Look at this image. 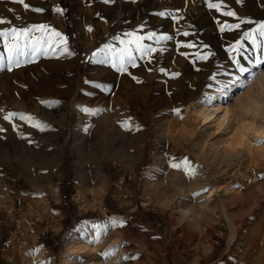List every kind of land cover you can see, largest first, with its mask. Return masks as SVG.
<instances>
[{
  "label": "rangeland",
  "instance_id": "374dc122",
  "mask_svg": "<svg viewBox=\"0 0 264 264\" xmlns=\"http://www.w3.org/2000/svg\"><path fill=\"white\" fill-rule=\"evenodd\" d=\"M263 1H232L227 24L245 23L222 32L226 0H25L28 10L0 0V19L11 21L0 29L45 24L72 53L22 56L20 67L0 71V264H233L252 250L264 264V132L241 140V121L252 117L237 116L264 73V45L243 39L264 23L256 13ZM126 33L173 39L143 40L157 50L151 61L136 54L137 67L118 72L112 52L101 50L123 48ZM0 55H8L3 38ZM236 82L221 103L229 114L205 120V96ZM7 112L30 115L44 130L18 118L13 130ZM186 157L194 177L171 167ZM113 218L125 226H110ZM95 224L109 227L91 243ZM86 231L91 249L68 250V238Z\"/></svg>",
  "mask_w": 264,
  "mask_h": 264
},
{
  "label": "snow or ice",
  "instance_id": "6c2138e0",
  "mask_svg": "<svg viewBox=\"0 0 264 264\" xmlns=\"http://www.w3.org/2000/svg\"><path fill=\"white\" fill-rule=\"evenodd\" d=\"M14 2L20 3L23 5L25 10L29 9V4L25 3V0H14ZM105 3H108L109 0H104ZM208 8L210 9H216L217 11H220L223 7L222 3H208ZM34 12L40 13L43 12V8L41 7H33L31 9ZM57 13L63 12V10L59 7L55 9ZM224 16L228 17H235L236 13L233 11H224L222 13ZM160 15H164V13H160ZM241 23H245L244 21H241L240 23L229 25L225 23L221 28L220 31L232 30L233 28H239ZM250 23V22H249ZM11 24V21H6L4 19H0V25H6ZM91 31V29H89ZM40 33L39 36H34L33 33ZM184 36H187V32L181 33ZM257 34L259 37L264 38V23H260L257 25L255 29L249 32H245L243 39L250 40L253 45H264V40L259 41L257 39ZM128 37H132L131 39H128L127 41H121L122 44L125 46L118 51L113 49L111 46H106L105 49H102V52H112V59L111 63L114 68L117 69L118 72H127L128 67L131 66L133 68L137 67V55L139 54L140 59L148 58L149 62L151 61L152 54L156 52V48L152 47L151 45H145L142 43L143 40H155V43L159 44L161 41H170L173 39L172 36L169 35H162L157 37L155 33H149L146 37L145 36H137L135 33H126L125 34ZM0 38H3L5 43V48L7 50V57H4L3 55H0V71L7 70L12 71L13 67H20L21 66V59L20 57H24V62H31L36 58L37 55L43 54L47 55L49 52L55 53L57 50L60 51V54H68L72 55V53L67 48V38L62 36V34L55 29H50L48 25L40 24V25H32V26H25V27H5L3 29H0ZM11 41V42H9ZM133 45L135 47H133ZM62 46V47H61ZM178 47H188L192 48L194 47L193 44H178ZM241 47L239 41L236 45L233 46L234 51H239V48ZM163 49H161L162 51ZM99 53H93V57L98 56ZM202 60H207L208 55H202L199 56ZM106 62V61H104ZM238 65V61H236ZM151 71V69H148ZM159 71L164 74H168L166 72V69L160 68ZM240 72H244L245 69L243 67L239 68ZM173 77L178 76L179 73H172ZM135 79V77H133ZM84 111L88 112L90 110L85 109ZM177 113H179V109L175 110ZM4 112L3 109H0V113ZM14 118H18L20 121H24L26 123H30L32 127H37L41 131L44 130V126H42L39 122H33L34 118L30 115H25L22 113H15V112H7V114L3 115V120L7 121L12 124L13 130H16L17 125L13 123ZM129 122L125 121L124 126L128 127ZM7 131L5 128H0V132ZM171 167L174 169H183L185 174L189 177H194L196 175L195 167L191 165V162L186 157L182 163H173L171 164ZM205 191H208V189H205ZM196 195H199V193H196ZM110 226L112 227H123L125 226V222L116 219H112L110 221ZM92 227L95 229L96 235L95 238L90 241L91 243H98L101 235L107 231L109 225H99L95 224L92 225ZM38 251V249L36 250ZM114 250H109L107 252L102 253L103 256L107 257L113 254ZM125 260L127 259H136V257H124Z\"/></svg>",
  "mask_w": 264,
  "mask_h": 264
},
{
  "label": "bare ground",
  "instance_id": "6f19581e",
  "mask_svg": "<svg viewBox=\"0 0 264 264\" xmlns=\"http://www.w3.org/2000/svg\"><path fill=\"white\" fill-rule=\"evenodd\" d=\"M234 0H226V2L229 4V10L233 11L232 6L230 5ZM264 2V1H263ZM247 3V2H246ZM247 5L243 7L244 9L249 8L246 7ZM256 8V7H255ZM243 12H245L243 10ZM257 16L264 18V9L260 10V8L256 9ZM235 17H226V23L234 21ZM237 21V20H236ZM241 82H236L234 85H229L225 87V89L220 90L212 95V97L205 96L208 98L207 103L205 106H201L200 108V115L203 116L205 120H210L213 117H216L217 114L221 111L223 112V116L219 119L220 121H223L225 115L229 114L230 110L228 107H222L221 103L224 101V99L231 95L232 90H235V88L241 86ZM238 109L240 110V115L237 116H250L252 117L251 120H242L241 121V128L239 130L241 134H239L241 140H243L244 137H246V134L251 132L254 134L263 133L264 132V73L257 76L254 81L251 83V87L249 88L247 94L245 95V101L239 104ZM257 121L260 122L257 123ZM262 121V123H261ZM197 189V188H196ZM213 192H209L208 195L205 197L206 201L204 206L208 207L210 204V200L212 198ZM205 208V207H204ZM224 209V207H223ZM186 212V211H185ZM227 223L230 226L231 233L229 238H233V229L234 224L232 220L226 216ZM90 232L86 231L85 233H79L72 235L68 238V242L66 244V247L68 250L71 251H84L87 249H91V247H88L87 242L85 241L87 238V234ZM88 247V248H87ZM89 252V251H88ZM114 254V253H113ZM68 259L64 260L63 264H78L76 262V259H72L71 262H68Z\"/></svg>",
  "mask_w": 264,
  "mask_h": 264
},
{
  "label": "built area",
  "instance_id": "2783aa9c",
  "mask_svg": "<svg viewBox=\"0 0 264 264\" xmlns=\"http://www.w3.org/2000/svg\"><path fill=\"white\" fill-rule=\"evenodd\" d=\"M252 256L248 260H237L233 264H255V250H252Z\"/></svg>",
  "mask_w": 264,
  "mask_h": 264
}]
</instances>
